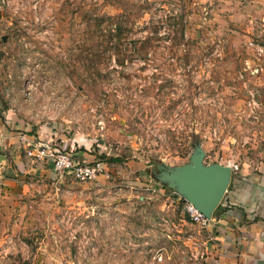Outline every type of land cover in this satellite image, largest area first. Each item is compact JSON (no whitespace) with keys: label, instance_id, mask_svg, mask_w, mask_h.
<instances>
[{"label":"rangeland","instance_id":"rangeland-1","mask_svg":"<svg viewBox=\"0 0 264 264\" xmlns=\"http://www.w3.org/2000/svg\"><path fill=\"white\" fill-rule=\"evenodd\" d=\"M248 3L0 0V264L213 262V215L192 222L175 182L199 158L264 164V22Z\"/></svg>","mask_w":264,"mask_h":264},{"label":"crops","instance_id":"crops-1","mask_svg":"<svg viewBox=\"0 0 264 264\" xmlns=\"http://www.w3.org/2000/svg\"><path fill=\"white\" fill-rule=\"evenodd\" d=\"M247 1L248 9L264 22V0ZM13 182L2 176L4 185ZM220 205L208 225L216 246L210 264H264V164L252 173H233Z\"/></svg>","mask_w":264,"mask_h":264},{"label":"water","instance_id":"water-1","mask_svg":"<svg viewBox=\"0 0 264 264\" xmlns=\"http://www.w3.org/2000/svg\"><path fill=\"white\" fill-rule=\"evenodd\" d=\"M231 176L227 165L204 167L199 158L195 167L181 174L175 184L179 186L185 201L209 220L225 194Z\"/></svg>","mask_w":264,"mask_h":264},{"label":"built area","instance_id":"built-area-1","mask_svg":"<svg viewBox=\"0 0 264 264\" xmlns=\"http://www.w3.org/2000/svg\"><path fill=\"white\" fill-rule=\"evenodd\" d=\"M248 47L250 49H254V51H256V53L258 54L262 53L261 47L254 46L250 42L248 43ZM1 145L2 144L0 142V146ZM25 145V153L28 157L45 160V162L51 165V168L54 172L70 174L74 178V180L78 182H85L92 176V171L89 168L79 166L78 163H76L72 156L67 152L56 150L48 146L34 144L32 145L29 144L28 141H26ZM226 165L230 168L232 174L236 172L237 167L235 165L229 163H227ZM184 211L192 222L201 226L208 225L211 219H205L200 212L194 209L192 205L187 203L186 201L184 204Z\"/></svg>","mask_w":264,"mask_h":264},{"label":"trees","instance_id":"trees-1","mask_svg":"<svg viewBox=\"0 0 264 264\" xmlns=\"http://www.w3.org/2000/svg\"><path fill=\"white\" fill-rule=\"evenodd\" d=\"M110 161H112V162H116V161H118V159L117 158H111V159H109ZM231 178H232V176H231ZM229 185H230V182H229ZM229 185H228V187H229ZM227 187V188H228ZM225 195V194H224ZM224 195H223V197H222V199H221V201H220V203L218 204V206L215 208V210L213 211V213H212V215H214V213L217 211V210H219V209H221V203H222V201H223V199H224Z\"/></svg>","mask_w":264,"mask_h":264}]
</instances>
